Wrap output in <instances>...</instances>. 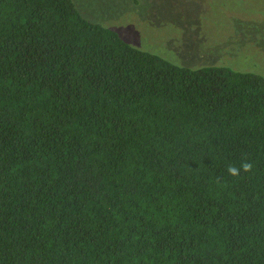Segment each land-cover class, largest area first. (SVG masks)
<instances>
[{
  "label": "trees",
  "instance_id": "obj_1",
  "mask_svg": "<svg viewBox=\"0 0 264 264\" xmlns=\"http://www.w3.org/2000/svg\"><path fill=\"white\" fill-rule=\"evenodd\" d=\"M0 264H264V76L0 0Z\"/></svg>",
  "mask_w": 264,
  "mask_h": 264
},
{
  "label": "rangeland",
  "instance_id": "obj_2",
  "mask_svg": "<svg viewBox=\"0 0 264 264\" xmlns=\"http://www.w3.org/2000/svg\"><path fill=\"white\" fill-rule=\"evenodd\" d=\"M73 2L90 22L176 66H224L264 76V0Z\"/></svg>",
  "mask_w": 264,
  "mask_h": 264
},
{
  "label": "clouds",
  "instance_id": "obj_3",
  "mask_svg": "<svg viewBox=\"0 0 264 264\" xmlns=\"http://www.w3.org/2000/svg\"><path fill=\"white\" fill-rule=\"evenodd\" d=\"M253 167H254L253 162L245 159L240 163L239 167L235 165H228L226 171L230 176L237 177L240 175L241 171L245 173L251 172L253 170Z\"/></svg>",
  "mask_w": 264,
  "mask_h": 264
}]
</instances>
